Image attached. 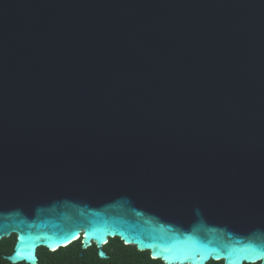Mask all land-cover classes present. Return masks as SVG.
<instances>
[{
    "label": "water",
    "instance_id": "water-1",
    "mask_svg": "<svg viewBox=\"0 0 264 264\" xmlns=\"http://www.w3.org/2000/svg\"><path fill=\"white\" fill-rule=\"evenodd\" d=\"M12 234V264L116 237L264 264V0H0Z\"/></svg>",
    "mask_w": 264,
    "mask_h": 264
},
{
    "label": "trees",
    "instance_id": "trees-1",
    "mask_svg": "<svg viewBox=\"0 0 264 264\" xmlns=\"http://www.w3.org/2000/svg\"><path fill=\"white\" fill-rule=\"evenodd\" d=\"M14 242V234L0 240V264H12L4 258V255L12 253ZM103 249L107 253V258H100L98 256L97 248L94 244L86 249H82L80 240L55 251L39 247L37 249V264H163L158 259H152L148 251H138L134 246L124 245L117 237L109 239L103 246ZM16 264L26 263L20 262ZM206 264L223 263L222 261H209Z\"/></svg>",
    "mask_w": 264,
    "mask_h": 264
},
{
    "label": "snow or ice",
    "instance_id": "snow-or-ice-1",
    "mask_svg": "<svg viewBox=\"0 0 264 264\" xmlns=\"http://www.w3.org/2000/svg\"><path fill=\"white\" fill-rule=\"evenodd\" d=\"M53 250H55V249H53ZM15 254H18V253H15Z\"/></svg>",
    "mask_w": 264,
    "mask_h": 264
}]
</instances>
